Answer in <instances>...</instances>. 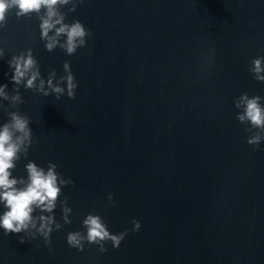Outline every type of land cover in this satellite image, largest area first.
<instances>
[{
    "label": "water",
    "instance_id": "1",
    "mask_svg": "<svg viewBox=\"0 0 264 264\" xmlns=\"http://www.w3.org/2000/svg\"><path fill=\"white\" fill-rule=\"evenodd\" d=\"M62 10L91 29L86 46L49 52L35 14L13 12L0 30V82L12 89L6 61L26 47L45 77L70 62L75 97L21 86L34 143L14 173L26 175L27 159L55 162L74 181L60 197L72 222L51 233V250L0 229V264H264V142L247 143L233 104L243 91L264 96L249 71L264 56V0H85ZM93 210L111 231L129 229L118 248L67 243ZM55 211L60 219L59 203Z\"/></svg>",
    "mask_w": 264,
    "mask_h": 264
},
{
    "label": "clouds",
    "instance_id": "2",
    "mask_svg": "<svg viewBox=\"0 0 264 264\" xmlns=\"http://www.w3.org/2000/svg\"><path fill=\"white\" fill-rule=\"evenodd\" d=\"M83 3L85 0H0V30L13 12L16 17L35 14L44 48L51 52L59 47L71 55L78 47L86 46L92 32L78 18L69 21L62 9L68 7L69 11H75ZM3 43L0 40V60L5 57ZM6 63L8 70L4 76L12 83V89H9L8 82H0V110L7 115L0 121V229L5 234L22 233L19 236L21 243L42 237L51 250V233L72 222L73 208L68 197H60L64 186L74 181L59 172L58 165L51 160L45 166L34 159H27L23 165L26 175L14 173L17 162L22 156L27 158L34 143L31 117L18 107L24 102L20 89L21 86L34 89L44 96L55 94L56 99L65 94L72 98L76 95L78 81L68 60L63 62L62 75H58L53 67L45 77L31 47L14 52ZM249 71L255 80L264 82V56L252 57ZM233 104L237 109L236 119L248 132L247 143L254 148L260 147L264 142V96L243 91L234 98ZM107 199L115 203L113 193L109 192ZM58 203L60 219H57L55 211ZM81 224L80 229L66 234L69 246L80 251L86 244H95L101 252L107 251L106 243L109 241L113 248H118L129 232L128 228L111 231L103 215L95 210L87 212ZM140 228L141 221L133 218L131 231H139Z\"/></svg>",
    "mask_w": 264,
    "mask_h": 264
}]
</instances>
